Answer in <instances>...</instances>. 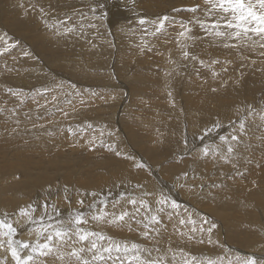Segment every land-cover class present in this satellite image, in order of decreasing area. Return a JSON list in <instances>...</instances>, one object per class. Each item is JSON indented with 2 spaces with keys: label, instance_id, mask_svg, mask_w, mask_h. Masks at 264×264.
<instances>
[{
  "label": "rangeland",
  "instance_id": "rangeland-1",
  "mask_svg": "<svg viewBox=\"0 0 264 264\" xmlns=\"http://www.w3.org/2000/svg\"><path fill=\"white\" fill-rule=\"evenodd\" d=\"M178 1L0 0V180L14 178L22 182L27 180L25 175L39 176L46 171L50 172L53 182H47L45 187L52 186L51 191L55 195L64 191L73 193L77 189L75 196L83 201L77 207L85 211L86 218L91 219L89 211L97 209L116 214L127 210L129 216L123 222L95 221L103 228L96 232L100 231L111 238L101 241L103 246L109 243L122 247L125 244L129 247L133 243L138 245V249L152 254H145V261H158L159 264H184L185 260L191 261V264H245L249 258H255L257 264H264V206L255 202L254 205L245 204L250 198L248 196L245 201L246 194L253 198L258 195L262 197L264 166L251 167L245 162L237 165L229 160L225 167L222 166L225 171L218 174L213 173L215 168L208 167V173L213 174L198 180L207 183L213 192L207 193L209 199L203 194L196 205L188 200L192 196L187 199L179 197V201H176L178 208L157 203L162 193L163 196H170V199L177 196L176 192L165 193L167 185L160 188V196L149 193V197L146 194L136 197L147 200L148 209L141 207L139 212H135L132 205L126 204L129 196L134 197L141 191L131 190L129 193L130 189L122 187L124 184L129 188L136 183L149 181L170 184L176 179V174L171 177L173 173L170 169H180L177 174L184 172L186 176L190 173L194 175L195 162L198 158L200 161L204 158L197 155V147L193 145L195 141L204 147L207 144L209 152L217 151L224 144L220 137L228 136V130L239 127L247 115H253L258 110L264 116V78H261L264 77V47L261 46L264 40L253 33L243 40L217 37L210 25L218 19V14L209 12L210 4H206L205 0ZM197 5L199 7L195 12L190 10ZM106 6L108 14L104 12ZM114 11L120 14L116 24L113 22ZM122 16L126 17L125 21ZM165 16L168 20L164 28L156 31L158 24L152 22H158ZM141 19L147 23L141 25ZM197 21H203L209 27L201 28ZM220 23L223 25V21ZM185 28L190 31L182 37L179 33ZM221 30L227 31L225 28ZM196 32L199 33L198 43ZM212 42L215 44L211 45ZM246 42L250 43L247 47ZM230 43L242 44L247 51L237 47L229 50L224 45ZM185 52L188 53L187 57ZM238 58H244V61H238ZM210 63L214 64L213 67ZM256 63L260 67H256ZM205 67H209V73L204 70ZM246 71L249 72L243 75ZM253 71L258 74L250 75ZM203 73L204 77L201 76ZM241 76V80L246 77V81L259 87L250 97L244 95L242 100H237L242 95L239 88L242 83L238 82L232 87L233 94L228 98L221 96L228 103L224 105L226 109L223 119H220L223 121H220L219 115L214 113L218 109L214 107L216 104L206 100L203 97L206 93H202V90L207 89L212 80L213 85L226 86L227 80L232 85L233 80L230 79L238 80ZM120 83L124 85L121 84V88L117 86ZM109 85L117 86L113 88L115 93ZM220 92L217 93L222 95ZM229 98L230 101L234 100L232 104ZM191 105L194 107L191 108ZM229 107L234 109L231 113L227 111ZM155 120L157 125L151 130V135L149 123ZM185 133L191 139L188 142L183 137ZM234 134L229 136L233 137ZM84 135L87 137L85 141L82 140ZM211 135H215V139ZM151 136L156 139L151 140ZM237 139L230 138L231 147ZM113 147H121V153L117 155L118 152L111 151ZM59 151L61 153L57 154ZM111 152H115L113 161L119 162L121 167L126 164L133 168L129 171L133 170L135 174L139 172L136 176L140 177L139 180L134 178L133 172L124 173L121 177L115 175L118 165L112 164V161L105 163ZM51 155L58 158L66 155L70 161L66 167L64 162L55 165L50 160ZM141 164L143 167H138ZM55 168L60 171L56 172ZM79 169L83 170L80 175ZM66 171L69 174L74 171L79 185H75L73 180L68 181ZM87 177L92 179L90 191L96 195L90 194L84 200V190L89 187L81 180ZM227 178L233 180L221 188ZM97 180L100 182L97 183ZM114 181L115 184L110 183ZM31 183L38 189L33 179ZM60 184L61 190L58 187ZM29 186L26 191L30 192V196L24 192L18 197H23V201L26 197L29 203L36 206L39 199L31 198L34 197L33 187ZM103 188L111 195L105 197L101 191ZM149 189L152 190L148 188L147 191ZM218 194L221 198L210 199L211 195ZM229 194H236L239 201L226 204ZM122 196L124 199H121ZM44 197L50 200L55 196ZM10 198L8 195L7 200ZM151 198L156 199L155 202ZM186 200L189 201L188 206H182L187 203ZM117 201L119 203L113 207ZM257 206H260L259 209ZM161 207L164 211L159 212ZM217 207L221 211L216 215L212 211ZM153 214L159 216V223L149 222L148 218ZM145 224H148L147 228ZM171 224L174 225L169 226ZM145 232L147 235H144ZM91 257L87 254L83 256L90 261ZM143 261L137 260L133 264H142ZM41 264L65 263L46 260ZM96 264L106 263L97 261ZM111 264H120V261L111 259Z\"/></svg>",
  "mask_w": 264,
  "mask_h": 264
},
{
  "label": "bare ground",
  "instance_id": "bare-ground-1",
  "mask_svg": "<svg viewBox=\"0 0 264 264\" xmlns=\"http://www.w3.org/2000/svg\"><path fill=\"white\" fill-rule=\"evenodd\" d=\"M177 2V1H176ZM178 2H181L180 0L178 1ZM100 3V2H99ZM117 3V1L114 3V4H116ZM101 9H102V7H101ZM105 9H106V11L104 10V12H106L107 14L109 13V9H108V6H106L105 7ZM209 10V9H208ZM111 11V10H110ZM127 15V14H126ZM120 16V14H118V13H116L115 11H114V19H113V22H115V24H116V22L117 21H119V19H118V17ZM128 16V15H127ZM136 16V15H135ZM123 17V16H122ZM131 17V16H130ZM138 17V16H137ZM112 18V17H111ZM124 18L126 19V17H123V20H124ZM129 18V17H128ZM138 19V18H137ZM125 21V20H124ZM107 22H109V21H107ZM106 22V23H107ZM119 28H122V27H119ZM165 30H166V28H165ZM169 30V29H168ZM166 32V31H165ZM168 33H169V31H168ZM155 34V33H154ZM167 34V33H166ZM168 36V35H167ZM169 37V36H168ZM198 39H199V33L198 32H196V41H197V43H198ZM159 41H161L160 39H159ZM163 41V40H162ZM166 41V40H165ZM158 42V41H157ZM152 43V42H151ZM154 43V42H153ZM159 43V42H158ZM163 43V42H162ZM165 43V42H164ZM242 43V42H241ZM259 43V42H258ZM155 45H156V42L154 43ZM160 44V43H159ZM158 44V45H159ZM213 44H215V42L213 43L212 42V44L211 45H213ZM231 45H233V46H230L229 47V50L232 48V47H237V49H239V50H241V51H247L246 49H244V46H242V44L240 45V44H234V43H230ZM249 44L250 43H247L246 42V47L247 46H249ZM151 45V44H150ZM165 45V44H164ZM229 45V44H228ZM114 46V45H113ZM157 46V45H156ZM160 46V45H159ZM208 46V45H207ZM215 46V45H214ZM218 46V45H217ZM225 46V45H224ZM222 47H223V44H222ZM222 47H220V48H222ZM211 48V47H210ZM227 48V47H226ZM155 49H156V47H155ZM225 49V48H224ZM223 48H222V51L224 50ZM248 49V48H247ZM150 51H152V50H150ZM156 51V50H155ZM225 51V50H224ZM228 51V50H227ZM218 52H221V50L220 51H218ZM221 54H223V53H221ZM155 57V56H154ZM174 57V56H173ZM211 57V56H210ZM73 58V57H72ZM75 59V58H74ZM152 59V58H151ZM156 59V58H155ZM154 59V60H155ZM179 59V58H178ZM177 60V59H176ZM156 61H158V60H156ZM173 61H175V60H173ZM184 61V60H183ZM211 61V60H210ZM238 61H244V58H238ZM159 62V61H158ZM206 62H208V61H206ZM205 62V63H206ZM247 62V61H246ZM177 63V62H176ZM249 63H251V62H249ZM191 64V63H190ZM211 64V63H210ZM213 64V63H212ZM211 64V65H212ZM262 64V63H261ZM188 65V64H187ZM199 65V64H198ZM214 65V64H213ZM213 65H212V67H213ZM252 65V64H251ZM253 65H255L254 63H253ZM184 66V65H183ZM202 66V65H201ZM205 66H206V64H205ZM207 66H209V65H207ZM243 66H245L244 65V63H243ZM171 67V66H170ZM203 67H204V65H203ZM256 67H260V64H258V63H256ZM209 68V67H208ZM207 67H205V69L204 70H206V72L207 73H209V71L207 70L208 69ZM221 68V67H220ZM225 68V67H224ZM240 68V67H239ZM185 69V68H184ZM244 69V68H243ZM254 69V68H253ZM191 70V69H190ZM223 70V69H222ZM229 70V69H228ZM263 70H264V65H263ZM163 71V70H162ZM203 71V70H202ZM216 71V70H215ZM230 71H232V70H230ZM227 72V71H226ZM249 71H246V72H243V75H244V73H248ZM128 74V73H127ZM136 74V73H135ZM161 74V73H160ZM159 74V75H160ZM176 74V73H175ZM225 74V73H224ZM258 74V72L256 73V72H250V75H257ZM129 75V74H128ZM138 75V74H137ZM205 75H208V74H206L205 73ZM234 75V74H233ZM263 76H264V72H263V74H262ZM86 76V75H85ZM172 76V75H171ZM201 76H203L204 77V73H203V75H201ZM223 76V75H222ZM260 76V75H259ZM154 77V76H153ZM152 77V78H153ZM158 77V76H157ZM214 77V76H213ZM235 77V76H234ZM122 78V77H121ZM130 78V77H129ZM159 78V77H158ZM233 78V77H232ZM230 79V80H233V84L231 85V83L232 82H228V80H227V85L225 86V84H224V86H222V85H217V84H214L213 85V80H212V84H209V87L208 86H206L207 87V89H203L202 90V93H206V95L205 96H203V97H205V99L206 100H208V101H214V103L216 104L214 107H216V108H218L216 111L214 110V113H215V115L216 114H218L219 115V120L220 119H223L222 117H223V114H224V110L226 109L225 108V106L224 105H226V103H228V102H225L227 99H225V98H222L221 96H224V97H226V98H228L227 96L228 95H231V94H233L232 92H233V90H234V88L232 89V87L236 84V83H242L240 86H239V88H240V91H242V95H241V98L239 97L237 100H239V99H243V96L244 95H248V97H250L251 96V93L252 92H254V91H256V89L259 87V85H254L253 83H250V82H248V81H246V77L244 78V80L242 79L241 80V78H242V76L238 79V80H236V79ZM261 78H264V77H261ZM126 79V78H125ZM124 79V80H125ZM133 79V78H132ZM138 79V78H137ZM189 79V78H188ZM211 79V78H210ZM221 79H223V78H221ZM220 80V79H219ZM225 80V79H224ZM126 81V80H125ZM147 81V80H146ZM211 81V80H210ZM223 81V80H222ZM121 82V81H120ZM129 83H130V81H129ZM140 83V82H139ZM220 83H221V81H220ZM84 84V83H83ZM121 84L122 83H120L119 85H117V86H121ZM198 84V83H197ZM208 84V83H207ZM78 85V84H77ZM76 85V86H77ZM99 85V84H98ZM106 85V84H105ZM114 85V84H113ZM123 85V84H122ZM154 85V84H153ZM203 85V84H202ZM205 85V84H204ZM229 85H231V86H229ZM87 86V85H86ZM110 86V85H109ZM117 86H110V88L112 89V91H113V88H116ZM124 86V85H123ZM133 86V85H132ZM156 86V85H155ZM199 86V85H198ZM211 86V87H210ZM229 86V88L228 89H225V87H228ZM127 87V86H126ZM185 87V86H184ZM205 87V86H204ZM121 88V87H120ZM136 90L137 89H135V92H136ZM150 90H152V89H150ZM128 91V90H127ZM139 91V90H138ZM170 91V90H169ZM218 91H221L220 93L222 94V95H220L219 93H217ZM114 93H115V91H113ZM164 92V91H163ZM193 92V91H192ZM234 92H236V90L234 91ZM76 93V92H75ZM137 93V92H136ZM189 93V92H188ZM197 93V92H196ZM142 94V93H141ZM149 94H150V92H149ZM157 94V93H156ZM167 94V93H166ZM195 94V93H194ZM77 95V94H76ZM76 95H74V96H76ZM160 95V94H159ZM184 96H185V94H183ZM70 96V95H69ZM143 96V95H142ZM156 96V95H155ZM183 96V97H184ZM189 96V95H188ZM192 96V95H191ZM200 96V95H199ZM154 97V96H153ZM197 97V96H196ZM202 97V98H203ZM230 97H233V96H230ZM76 98V97H75ZM156 98V97H155ZM155 98H153V99H155ZM67 99V98H66ZM72 99H74V98H72ZM89 99V98H88ZM157 99V98H156ZM156 99H155V102H156ZM194 99V98H193ZM196 99V98H195ZM194 99V100H195ZM197 99H198V97H197ZM199 99H201V98H199ZM69 100V99H68ZM152 100V99H151ZM159 100H161V98L159 99ZM158 100V101H159ZM169 100V99H168ZM231 100H232V98H231ZM192 101V100H191ZM200 101V100H199ZM232 101H234V100H232ZM232 101H230V98H229V102L231 103ZM76 102V101H75ZM223 102H225V103H223ZM240 102V101H239ZM63 103V102H62ZM196 103V102H195ZM198 103V102H197ZM201 103V102H200ZM65 104H67V103H65ZM70 103L68 102V105H69ZM72 104V103H71ZM192 104V103H191ZM203 104H205V103H203ZM209 104V103H208ZM232 104V103H231ZM194 105V104H193ZM130 106V105H129ZM128 106V107H129ZM200 106H202V105H200ZM229 106V105H228ZM233 106H234V102H233ZM73 107H74V104H73ZM191 108H193L194 106H190ZM205 107V106H204ZM204 107H202V108H204ZM221 107V108H220ZM236 107V106H235ZM131 108V107H130ZM129 108V109H130ZM69 109V108H68ZM197 109V108H196ZM195 109V110H196ZM205 109V108H204ZM215 109V108H214ZM63 110V109H62ZM190 111H191V109H189ZM194 110V109H193ZM198 110V109H197ZM203 110V109H202ZM232 109H230V107L227 109V111L228 112H232L231 111ZM243 110V109H242ZM189 111V112H190ZM201 111V110H200ZM257 112H259V113H257V112H255V113H253V112H251V113H253V115H247V117L244 119V121H243V123H241L240 124V126L239 127H235V128H232L231 130H228V132L230 133V134H234V133H236V134H234L238 139H237V141L235 142V143H233L232 144V149H233V151L232 152H228L227 151V148H228V146H229V144H230V142H232V140H230V134H228V136L230 137H228V136H224V135H222V136H224V137H226L227 138V143L226 142H224V144H223V146H222V148L221 149H217V151H212V152H209L208 153V155H203L202 154V152H201V149H203L204 148V145H201V143L199 142V141H195L194 143H193V145H195L197 148H196V150L198 151V153H197V155H201V157H203L204 156V158H203V160L202 161H200V158H198V161L197 162H195V166H196V170L194 171V175L193 174H189V175H187L186 176V174L184 173V172H181V173H179V174H177V172H179L178 170H180V169H170L171 170V173H173L172 174V176L171 177H173V175L174 174H176V176H175V180L174 181H172V182H174L175 184L174 185H171V183L169 184V183H166V182H163L162 181V184H156V183H153L152 181H149V182H144V183H136V184H134L133 186H131L130 188L128 187V186H122V187H126V189H130V191H129V193H131V190H135V191H141V193L140 194H136V196H134L135 198L136 197H138V198H140V195L142 196L143 194L145 195V194H149V193H157L156 195H159L160 196V194L158 193V192H160V188L161 187H164L165 185H167L166 187V192L165 193H169V194H171V193H173V192H176V197L175 198H173V196H172V198L171 199H173V200H175V201H179V197H183L184 199L186 198H188L189 196L191 197L192 196V198L191 199H188V200H192V202H190L191 204L193 203H195V205H196V203H197V200L199 199V198H203V194H205V196H207V193L208 192H213L212 191V189L211 188H209V185L207 184V183H204V182H202V181H200V180H198L199 178H201L202 176L203 177H205V176H208V175H212L213 173H220V172H223V171H225V168H222V166H226V161H233L235 164H237V165H241L242 163H247V164H249L251 167H254V166H264V121L262 120V119H264L263 117V114L261 113V111H258V110H256ZM66 112V111H65ZM127 113H129V112H127ZM196 114V113H195ZM199 114V113H198ZM206 116V115H205ZM214 116V115H213ZM263 116V117H262ZM202 117V116H201ZM226 117V116H225ZM151 119V118H150ZM149 119V120H150ZM176 120V119H175ZM151 121V120H150ZM220 121H223V120H220ZM147 122H149V121H147ZM153 122H155L156 124L155 125H153L152 123ZM172 122H173V120H172ZM220 123V122H219ZM229 123V122H228ZM144 124V123H143ZM218 124V123H217ZM147 125V124H146ZM149 125H151L150 126V128L148 129V131L150 132L149 134H151V133H153V132H151V130H153L155 127H156V125H157V120H155V121H152L151 123H149ZM221 126H222V124H220ZM211 126V125H210ZM143 127H145L144 125H143ZM147 127V126H146ZM169 127V126H168ZM223 127V126H222ZM85 128H86V126H85ZM148 128V127H147ZM171 128V127H170ZM225 128V127H224ZM146 129V128H145ZM86 130V129H85ZM203 131H204V129H202ZM146 131V130H145ZM156 134H158V132L156 131L155 132ZM183 133V132H182ZM204 133H207L206 131L204 132ZM220 132H218L217 133V136H219L218 134H219ZM224 133V132H223ZM152 135V134H151ZM183 135V134H182ZM182 135H181V138H182ZM152 138H151V140H153V138L154 139H156L155 137H153V136H151ZM183 137H186V142H188L189 140H191V139H189L188 138V136H187V133H185L184 135H183ZM215 137V135L212 137V135H211V138L212 139H215L214 138ZM180 138V137H179ZM207 138V137H206ZM87 140V137L84 135L83 137H82V140ZM185 139V138H184ZM78 140V139H77ZM84 140V141H85ZM203 140V139H202ZM79 141V140H78ZM80 141H81V139H80ZM207 141V140H206ZM87 142V141H86ZM90 142V141H89ZM185 142V143H186ZM229 142V143H228ZM221 143V142H220ZM149 144V143H148ZM228 144V145H227ZM22 145H24V144H22ZM30 145V144H29ZM34 145V144H33ZM207 145V144H206ZM211 145H213V144H211ZM144 146H146V145H144ZM1 147V146H0ZM147 147V146H146ZM145 147V148H146ZM218 147V146H217ZM216 147V148H217ZM105 148V147H104ZM120 148L121 147H113L112 149H111V151H115V152H118V153H121L120 152ZM150 148V147H149ZM212 148V147H211ZM21 149V147H20V145H19V150ZM139 149V148H138ZM148 148H146V150H147ZM18 150V151H19ZM93 151V150H92ZM97 151V150H96ZM196 151V152H197ZM86 152V151H85ZM98 152V151H97ZM114 152V153H115ZM61 153V151H59V152H57V154H60ZM78 153V152H77ZM89 153V152H88ZM114 153H110L109 155H110V157L106 160V164H107V162H110V161H112V164L113 163H115L114 165H118L117 167L119 168L118 170H116L115 171V175H120V177L121 176H123V174L124 173H129V172H133L134 173V171L133 170H131V171H129L130 169H133V168H129V166H127L126 164V166L125 165H123V167H121L122 165L119 163V162H115V161H113L114 160V158H116V156H114ZM189 153H191V151L189 152ZM64 154V153H63ZM90 154V153H89ZM148 154V153H147ZM163 154V153H162ZM99 155V154H98ZM107 155V154H106ZM58 156V155H57ZM105 156V155H104ZM103 156V157H104ZM135 157H137V155L135 156ZM198 157V156H197ZM106 158V157H105ZM118 159H120L119 157H118ZM51 162L53 163V164H55V165H57V163H59V162H64L65 163V167H66V164L70 161V159H68L67 157H66V155H63V157L62 158H58V157H56V156H54V155H51ZM89 160V159H88ZM163 160V159H162ZM85 161V160H84ZM90 161V160H89ZM121 161V160H120ZM182 161H183V159H182ZM133 162V161H132ZM184 163V162H183ZM182 163V164H183ZM161 164V163H160ZM135 165V164H134ZM186 166H187V164H186ZM210 166H212L213 168H215V171L213 172V173H208L209 172V170H208V167H210ZM215 166V167H214ZM108 167V166H107ZM134 167V166H133ZM184 166L182 165V168H183ZM185 168V167H184ZM186 169H187V167H186ZM80 171H79V175L80 174H82L83 172V170L82 169H79ZM182 170H184V169H182ZM189 170H191V168L189 167ZM55 171L56 172H59L60 170L59 169H57V168H55ZM153 171V170H152ZM181 171V170H180ZM110 172V171H109ZM113 172V171H112ZM188 173L190 172V171H187ZM66 173H67V177H68V181H71V180H73L74 182H75V185H79V181H78V179L76 180L75 178H74V171H72L71 173L72 174H69V172H67L66 171ZM85 173V172H84ZM61 174V173H60ZM87 176H88V171H86V173H85ZM138 174H139V172L137 173V174H135L134 173V178H136L137 180H139V178L138 177H136V176H138ZM102 175V174H101ZM168 175H170V173H168ZM53 176V175H52ZM106 176V175H105ZM114 176V175H113ZM108 177H109V175H108ZM117 177V176H116ZM128 177H130V176H128ZM24 178H26L27 180H24V181H22L21 182V180H19V179H14V178H8V179H1L0 180V216H2L4 213H7L8 214V216H9V219H11L12 220V222L14 223V225H16V222H17V220L19 219V221H20V224L19 225H16L17 226V228H18V231H17V234H16V236L14 237V239H17V240H26V241H29V242H35L36 241V239H37V236H36V233L35 232H31L30 233V231L29 230H27V229H31V228H33L34 227V225H32V224H27V223H24V220H23V218H21V217H19V214H18V209L20 208V207H22V206H27V205H29L30 203H29V200L28 199H26V197H24L25 199H24V201L22 200L23 199V197H18V196H20V194H24V192H26L27 193V195H29L30 196V192L29 191H26L27 190V188H29L30 186L29 185H33L32 183H31V180L33 179L34 180V183L35 184H37L39 187H38V189H36L34 186H32L33 187V189H31L32 190V192H33V194H32V192H31V194L34 196V197H31V198H34V199H39L38 201H37V203H36V206H37V211H36V213H34V216H39L40 214H41V212H42V208H41V205L42 204H44L45 202H47V204L48 205H50V206H52V205H54L55 206V208H56V210H57V212H53V208L52 207H49V209H48V211H49V213H53V215L55 216V218L56 219H61V220H67L68 218H69V216H71L75 211H80V212H83V213H85V211L83 210V209H81V208H79V207H77V204H80V203H78V201L80 200V199H78V197L77 196H75V193L74 192H77V189H74V191H73V193H72V191H64V193H60V194H58V195H55L52 191H51V188H52V186L51 185H48V186H51V187H45V185H46V183L48 182V183H50V184H52V182H53V180H52V177H51V175H50V172H42L39 176H30L29 177V175H25L24 176ZM122 178H124V177H122ZM63 179L65 180V172H64V175H63ZM132 179H133V177H132ZM50 180H52V181H50ZM92 179L91 178H89V177H87V178H85V179H82L81 180V182L86 186H88L89 188H87L86 190H84V197H85V199L84 200H86V198H88V197H90V194H91V191H90V184L92 183V181H91ZM119 180V179H118ZM220 180V179H219ZM233 179H228L227 178V180H225L224 181V184H222L223 186L221 187V188H223L224 187V185H225V183L226 182H228V181H232ZM102 182H105L104 180H101ZM128 181H130V179H128ZM178 181H180L181 183V185H179L178 183ZM100 182V180H97V183H99ZM221 182V181H220ZM47 183V184H48ZM111 184H115L116 183V181H114V182H110ZM122 184L123 183H126V182H121ZM264 184V183H263ZM182 186V187H181ZM211 186V185H210ZM58 187L60 188V190H61V184L60 185H58ZM117 188V187H116ZM133 188V189H132ZM148 188H152V190L151 189H149L150 191H147V189ZM167 189H168V192H167ZM30 190V189H29ZM50 191V192H49ZM101 191L104 193V195H105V197H108V196H110L111 194L108 192V190L106 189V188H103V189H101ZM179 191H180V194H179ZM29 192V193H28ZM123 193V191L122 192H118L117 193V195H120V194H122ZM136 193V192H135ZM161 193V192H160ZM178 193V194H177ZM190 193H192V195H190ZM169 194H167V196H169ZM175 194V193H174ZM260 194V193H259ZM8 195H10L11 196V198H10V200H7V197H8ZM52 195V197L53 196H55L54 198H52V199H50V200H46L45 199V197L44 196H47V197H49L50 198V196ZM161 195H163V193L161 194ZM7 196V197H6ZM194 196V197H193ZM248 196L250 197L249 198V201H247V199H248ZM259 196V197H258ZM257 197H251L250 195H248V194H246V196H245V201H247V203H245V204H253V202H255V203H257L256 205H258V204H261V205H263L264 206V199H262V198H264V193L262 194V197H261V195H258ZM133 197V196H132ZM148 197H149V195H148ZM161 197V196H160ZM165 197H166V195H165ZM170 197V196H169ZM81 198V197H80ZM194 198H195V200H194ZM207 198L209 199V197L207 196ZM211 198H213V199H219V198H221V195H211V197H210V199ZM238 196L236 195V194H229L227 197H226V204H231L232 202H234V201H239L238 199ZM150 199V198H149ZM152 199V198H151ZM82 200V199H81ZM154 200H156V199H152V201H154ZM54 201V202H53ZM181 201L183 202L184 200H182L181 199ZM187 201V200H186ZM25 202V203H24ZM155 202V201H154ZM11 203V204H10ZM184 203V202H183ZM254 203V204H255ZM188 204H189V201H187V203H185L184 205H182V206H188ZM253 204V205H254ZM252 205V206H253ZM154 206H155V204H154ZM193 206V205H192ZM218 206V205H217ZM258 207H260V206H257V208ZM8 208H10V210H9V212H8ZM7 209V210H6ZM79 209V210H78ZM192 209H193V207H192ZM196 209H197V207H196ZM259 209V208H258ZM261 209V208H260ZM99 209H97V210H92V211H89L90 213V215H92L93 213H95V212H97ZM152 210V209H151ZM257 210V209H256ZM6 211V212H5ZM220 211L221 210H219V208L217 207V208H215L213 211H212V213H215L216 212V215H217V213L219 214L220 213ZM262 211V210H261ZM180 215V214H179ZM260 215V214H259ZM262 215V214H261ZM217 217V216H216ZM219 217H220V215H219ZM87 220H88V223L85 225V226H87L86 228H88V229H90V230H101V229H103L102 228V225H100L99 223H95V221L94 220H92V219H90V218H86ZM179 219H181V217L179 218ZM169 220V219H168ZM168 220H165V221H168ZM46 222H48L47 220H46ZM176 222V221H175ZM174 224H171V225H169V226H173ZM82 226V225H81ZM100 232V231H99ZM76 236H72L71 237V239H69L68 241H67V243H63V244H61V245H59V248H58V250H54V252H53V254L52 255H49V256H47V257H40L38 260H37V264H41L42 262H44V261H46V260H52V261H55V262H59V263H65V264H74L76 261H77V259L75 258V257H72L71 255H70V253H71V251H72V249L73 248H76V249H79V248H81V247H83L84 249H85V251L81 254L82 255V257L85 255V254H87V255H89L90 257L92 256L93 257V255H94V253L93 252H88L87 251V248L88 247H90V244L87 242V241H85V242H81V241H77V239L78 238H75ZM0 241H3L4 242V246L3 247H0V264H2L3 262H6V264H15V262L12 260V258H11V255H10V252L8 251V249H7V238L6 237H0ZM79 243V244H78ZM101 245L103 244L101 241L99 242ZM247 243H245V245H246ZM251 247V246H250ZM27 250H25V252H26ZM138 251H139V254H140V259H139V261H143L144 260V255L146 254H150V255H152L151 253H147V252H144V251H142L141 249H138ZM264 251V250H263ZM134 252H135V250H134ZM243 252V251H242ZM244 252H245V250H244ZM259 253V252H258ZM135 253H133V255H134ZM243 254V253H242ZM261 254V253H260ZM106 255V257H107V254H105ZM117 255H119L120 257H121V259L122 260H126V256H125V254H123V252H121V253H116L115 251H113V253H112V256H113V259H115L114 257H116ZM247 255H249V253L247 254ZM166 256V255H165ZM252 256V255H251ZM91 257V258H92ZM257 258V257H256ZM145 261V260H144ZM104 263H106V264H111V260L110 259H105L104 260ZM140 263V262H139ZM141 264V263H140Z\"/></svg>",
  "mask_w": 264,
  "mask_h": 264
},
{
  "label": "snow or ice",
  "instance_id": "snow-or-ice-1",
  "mask_svg": "<svg viewBox=\"0 0 264 264\" xmlns=\"http://www.w3.org/2000/svg\"><path fill=\"white\" fill-rule=\"evenodd\" d=\"M206 4H210L211 7L209 12H215L218 14V19L213 21L210 25L211 29H215V35L217 37H226L227 39H237L243 40L244 38H250L249 33L256 34L261 40H264V0H205ZM199 6H194L190 10L195 12ZM168 17L165 16L161 18L158 22L153 21L152 23L158 24L156 31H160L164 28L165 22ZM223 21V25L220 23ZM141 25L147 23L145 19L139 21ZM201 28H208L203 21H197ZM181 27H184L181 24ZM225 28L227 31L221 30ZM190 29L185 28L184 31L180 32V36H186ZM233 45L225 44V47H230ZM264 47V45H261ZM185 57L188 53H184ZM55 99V97H53ZM232 140H236L237 137H231ZM221 141L227 143V138L224 136L220 137ZM227 151L230 153L233 151L231 145L229 144ZM203 155H208L209 148L206 145L201 149ZM119 155V153H117ZM138 167H143V165H138ZM95 196V193H91ZM147 195V194H146ZM121 199H124L122 196ZM78 203L83 204V201H78ZM106 204V201L104 202ZM115 202L113 207L116 206ZM157 203L160 205H170L172 208H178L179 205L175 200H171L169 197L161 195ZM126 204L132 205L135 212H139L140 208H149L148 201L141 198L137 199L135 197L129 196L126 200ZM49 207L53 208V212H57L54 205L50 206L45 202L41 205L42 212L39 216H34L37 208L34 204H29L26 207L22 206L18 209L19 217L23 218L24 223L34 225L29 231L35 232L37 239L35 242H29L26 240H17L14 237L17 234L18 228L16 225L20 224L19 219L16 225L9 219L7 213L0 216V237L7 238V249L10 252L12 260L15 264H37V260L40 257H47L52 255L54 250H58L59 245L67 243L69 239L74 235L79 241H87L90 247L87 248L88 252H93L94 255L92 260H88L82 257V253L85 251L83 247L76 249L73 248L70 255L75 257L79 264H96L97 261L103 262L106 258L113 259L112 253L123 252L126 256L127 264H133V262L140 259V254L138 251V245L132 244L131 247L124 245L123 247L117 243H109L108 246H103L99 242L104 240H110L111 238L105 237L103 233L92 231L81 225H86L88 220L86 219L85 213L80 211H75L67 220L56 219L53 213H49ZM94 207V205H93ZM159 212L164 211L161 207ZM129 216L127 210L121 211L119 214L115 212H108L105 209H100L98 212L93 213L91 219L97 222H107L116 223L123 222L125 218ZM150 223H159V216L157 214L151 215L149 218ZM46 220L48 222H46ZM181 224L184 223L183 220L180 221ZM148 224H145V228ZM212 227H215L213 225ZM211 228L208 229L211 232ZM147 235V232L144 233ZM211 242V241H209ZM4 246V242L0 241V247ZM25 250H27L25 252ZM135 250V254L133 253ZM107 254V257L106 255ZM195 258L193 257V260ZM115 260H119L120 264H125V260H122L118 255ZM6 264V262H3ZM142 264H159L158 261H143ZM184 264H191V261L185 260ZM245 264H257L255 258H249L245 261Z\"/></svg>",
  "mask_w": 264,
  "mask_h": 264
}]
</instances>
